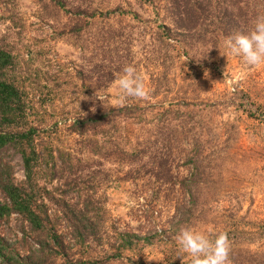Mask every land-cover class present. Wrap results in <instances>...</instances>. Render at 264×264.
Segmentation results:
<instances>
[{"label": "rangeland", "instance_id": "obj_1", "mask_svg": "<svg viewBox=\"0 0 264 264\" xmlns=\"http://www.w3.org/2000/svg\"><path fill=\"white\" fill-rule=\"evenodd\" d=\"M169 1L0 0V47L14 55L10 78L26 99L19 122L37 129L40 149L68 151L75 165L39 179L51 220L74 259L190 264L176 237L192 227L227 234L228 264H264V64L226 47L264 16V0H232L228 17L221 3L193 30L178 27ZM125 66L147 98L122 99ZM104 111L85 138L74 130ZM4 159L23 183L21 155L9 149ZM82 206L94 235L75 245L68 223ZM1 230L21 255L39 246L18 215Z\"/></svg>", "mask_w": 264, "mask_h": 264}, {"label": "trees", "instance_id": "obj_2", "mask_svg": "<svg viewBox=\"0 0 264 264\" xmlns=\"http://www.w3.org/2000/svg\"><path fill=\"white\" fill-rule=\"evenodd\" d=\"M231 1L170 0L169 2L178 16V27L193 30L199 26L200 19L206 14L219 11L221 3L225 4L221 12L228 17ZM229 20L233 22L235 19L230 17ZM14 67V55L0 47V264H56L58 257L63 260L61 264H108L120 260L123 257L121 253L98 259L79 260L71 258L67 252L64 234L56 229L57 225L51 220L45 201L49 190L40 185L39 179L48 175L50 171V181H52L59 172L63 176L75 165L71 163L68 151L58 149L55 154L53 149L49 151L40 149L35 137L37 129L24 128L20 124L19 119L26 112V99L21 88L10 78ZM122 110L124 109L112 108L110 112L117 115ZM109 116V111H104L96 116L78 119L74 124V130L84 137L89 127L102 125ZM9 149L16 150L22 157L26 179L21 184L15 181L11 163L4 159ZM72 214L74 220L68 223L70 240L74 241L75 245L85 244L88 238L94 235L90 217L87 215V207L74 208ZM13 215L20 216L27 223V228L39 238L38 248L28 254L21 255L16 252L13 243L2 234V222ZM22 233L23 238H26V226L22 228ZM123 236L126 241L124 244L131 247L134 241L129 237L132 235L123 234ZM132 262L150 264L142 261Z\"/></svg>", "mask_w": 264, "mask_h": 264}, {"label": "clouds", "instance_id": "obj_3", "mask_svg": "<svg viewBox=\"0 0 264 264\" xmlns=\"http://www.w3.org/2000/svg\"><path fill=\"white\" fill-rule=\"evenodd\" d=\"M226 47L231 55L241 57L249 66L264 64V16L256 18L251 30L229 37ZM118 87L122 90V99L148 96L143 78L133 66L123 68ZM176 239L182 252L191 257L190 264H228L230 242L224 232L210 238L205 232L185 227Z\"/></svg>", "mask_w": 264, "mask_h": 264}]
</instances>
